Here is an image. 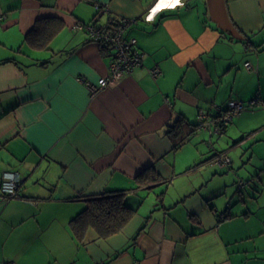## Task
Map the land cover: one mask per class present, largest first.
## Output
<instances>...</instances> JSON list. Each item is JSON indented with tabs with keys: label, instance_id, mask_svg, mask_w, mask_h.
Here are the masks:
<instances>
[{
	"label": "crops",
	"instance_id": "1",
	"mask_svg": "<svg viewBox=\"0 0 264 264\" xmlns=\"http://www.w3.org/2000/svg\"><path fill=\"white\" fill-rule=\"evenodd\" d=\"M0 15V176L22 178V197L0 187V264H264V0H0ZM120 17L143 65L92 96L113 50L77 25ZM231 99L245 108L217 131ZM115 192L136 208L125 226L77 235L87 199Z\"/></svg>",
	"mask_w": 264,
	"mask_h": 264
},
{
	"label": "built area",
	"instance_id": "2",
	"mask_svg": "<svg viewBox=\"0 0 264 264\" xmlns=\"http://www.w3.org/2000/svg\"><path fill=\"white\" fill-rule=\"evenodd\" d=\"M0 15V24L2 21ZM134 21L133 18H122L113 24H99L95 22H88L78 24V27L86 29L93 41L101 45H105L113 50L112 58L108 65V74L101 77L98 83L85 81L92 96L98 94L106 87L115 86L126 74L143 65L144 54L138 45L136 37H126L125 31L127 27ZM250 66L249 62L245 63ZM160 72L158 67L151 69L153 75ZM250 104L256 103V100L249 101ZM245 103L241 100L231 99L228 102V110L223 112L222 115L215 121L216 130L217 124L221 121L227 124L233 115L239 113L245 108ZM205 117L203 112L200 113L199 119ZM218 121V122H217ZM201 126H204L201 123ZM219 165H227L231 162V158L227 153H220L214 160ZM22 178L16 171H4L0 176V187L3 194L7 198L20 197L19 186L21 185ZM243 179L239 181V186H243Z\"/></svg>",
	"mask_w": 264,
	"mask_h": 264
},
{
	"label": "trees",
	"instance_id": "3",
	"mask_svg": "<svg viewBox=\"0 0 264 264\" xmlns=\"http://www.w3.org/2000/svg\"><path fill=\"white\" fill-rule=\"evenodd\" d=\"M49 38L50 35L45 38V44L49 40ZM227 110L228 104L226 110L221 111L219 117L223 112H226ZM233 117L234 115L232 116L231 120L233 119ZM179 120L180 121H177L173 126V130H175L176 127L178 128L176 135L181 132L180 128L182 124H184L182 119ZM231 120L227 124H224L221 121H217V131H220L227 127ZM178 126H180V128ZM195 126L197 127L198 125ZM181 141L182 138L178 143H180ZM86 202L87 205L84 210L77 214L71 220V226L74 229L75 233L79 236H83L90 227L95 228L98 234L102 237L110 236L120 231L125 226V224L133 216L136 209L126 202L123 192L104 193L101 195L92 196L89 197ZM226 216L227 213H223L222 215H220V219Z\"/></svg>",
	"mask_w": 264,
	"mask_h": 264
},
{
	"label": "rangeland",
	"instance_id": "4",
	"mask_svg": "<svg viewBox=\"0 0 264 264\" xmlns=\"http://www.w3.org/2000/svg\"><path fill=\"white\" fill-rule=\"evenodd\" d=\"M122 18H131V17H120L116 22H118L120 19H122ZM115 22V23H116ZM108 74V73H107ZM123 78V77H122Z\"/></svg>",
	"mask_w": 264,
	"mask_h": 264
}]
</instances>
